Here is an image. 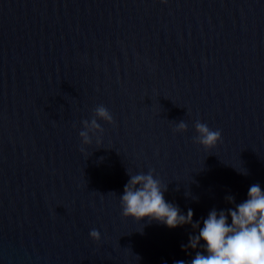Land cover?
<instances>
[{
    "label": "water",
    "instance_id": "obj_1",
    "mask_svg": "<svg viewBox=\"0 0 264 264\" xmlns=\"http://www.w3.org/2000/svg\"><path fill=\"white\" fill-rule=\"evenodd\" d=\"M149 169L193 221L264 188V0H0V264L189 260L190 224L121 215Z\"/></svg>",
    "mask_w": 264,
    "mask_h": 264
},
{
    "label": "clouds",
    "instance_id": "obj_2",
    "mask_svg": "<svg viewBox=\"0 0 264 264\" xmlns=\"http://www.w3.org/2000/svg\"><path fill=\"white\" fill-rule=\"evenodd\" d=\"M95 112L104 120H112L111 114L103 106L97 107ZM83 123L85 127L78 135L87 144L91 142L90 131L99 129L100 125L96 119ZM186 127L183 121L176 125L180 130ZM194 128L197 133L194 142L204 147L215 145L221 138L220 130L210 129L206 123L197 121ZM80 150L84 151L83 148ZM237 171L247 174L243 167L237 168ZM166 190L167 185L154 175L152 169L138 173L128 171L119 204L124 217L137 221L147 217L149 222L154 220L169 228L190 224L196 229L189 234L187 244L180 245L182 249L195 250L194 254L187 261L175 260L173 264H264V188L260 183L251 184L246 198L239 203L232 195H226L224 199L232 207H212L206 216L195 221L191 207L182 211L179 205L165 199ZM88 235L93 240H99L101 236L96 228L90 229Z\"/></svg>",
    "mask_w": 264,
    "mask_h": 264
}]
</instances>
